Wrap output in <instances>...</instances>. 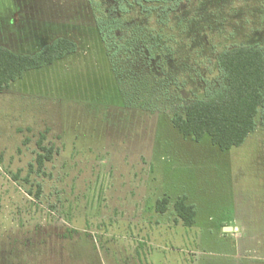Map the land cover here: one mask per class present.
<instances>
[{"label":"rangeland","instance_id":"obj_1","mask_svg":"<svg viewBox=\"0 0 264 264\" xmlns=\"http://www.w3.org/2000/svg\"><path fill=\"white\" fill-rule=\"evenodd\" d=\"M128 2L0 0L12 52L58 38L78 47L0 92V264H264V109L227 151L172 123L224 82L219 52L264 50V0ZM120 11L126 35L103 38L99 21ZM131 20L158 30L154 48L143 31L131 39ZM174 58L156 79V63ZM39 141L53 150L41 170ZM183 198L192 227L174 207Z\"/></svg>","mask_w":264,"mask_h":264},{"label":"trees","instance_id":"obj_2","mask_svg":"<svg viewBox=\"0 0 264 264\" xmlns=\"http://www.w3.org/2000/svg\"><path fill=\"white\" fill-rule=\"evenodd\" d=\"M132 1L128 2V5L142 7L144 4H175L183 0ZM92 7L95 10L97 3H92ZM122 12L120 11V15L113 20H98V27L103 38L115 39V33L121 34L120 37L126 35L124 29L126 17L123 14L127 11ZM132 14L134 12L130 14V17ZM141 15L143 18L149 16ZM168 16L166 17L168 18ZM162 18L164 17H161L160 20L163 23L167 21V18L164 20ZM161 21L160 24H162ZM167 24L168 22L162 24L163 26L159 31L167 28ZM129 26L132 29L131 39L143 31L147 37V40L144 39L143 45L149 49L154 48L151 40L152 35H154L152 32L156 34L158 30L145 25V20L144 23L140 21L137 25L135 22L133 24L131 20ZM149 42L152 46L148 45ZM128 45L129 43H126V46ZM131 46H133V42H130V48ZM77 49V44L66 38H58L50 42L35 54H16L0 44V92L7 90L11 83L23 78L26 72L52 65L56 61L75 53ZM149 62L151 60L146 63L147 68ZM176 63V58L173 62H166L165 65L158 61L155 69H157L156 76L159 78L156 79L163 78L165 68H170V64L174 67ZM217 64L224 82L214 89L207 98H200L188 104L183 114H177L173 117L172 123L185 138L191 137L196 142H200L204 136L209 135L214 145L222 151H227L241 146L246 138L255 132L258 114L261 109H264V50L255 45L233 46L219 52ZM144 71L145 68L141 70L143 73ZM145 75L148 86L150 73L145 72ZM42 145V141H39L42 153H38L36 157V164L40 170L46 162L53 158V150L46 149ZM168 202L167 199L159 201L157 210L164 213ZM174 207L183 224L186 227H192L197 215L194 205L188 204L183 198L178 200Z\"/></svg>","mask_w":264,"mask_h":264},{"label":"water","instance_id":"obj_3","mask_svg":"<svg viewBox=\"0 0 264 264\" xmlns=\"http://www.w3.org/2000/svg\"><path fill=\"white\" fill-rule=\"evenodd\" d=\"M232 228L231 227H225V231H231Z\"/></svg>","mask_w":264,"mask_h":264},{"label":"crops","instance_id":"obj_4","mask_svg":"<svg viewBox=\"0 0 264 264\" xmlns=\"http://www.w3.org/2000/svg\"><path fill=\"white\" fill-rule=\"evenodd\" d=\"M13 24L11 25V26H14L15 24H14V22H12ZM2 45V44H1Z\"/></svg>","mask_w":264,"mask_h":264}]
</instances>
